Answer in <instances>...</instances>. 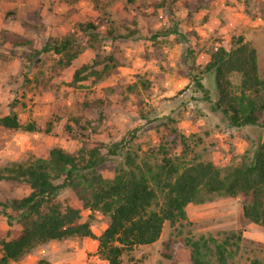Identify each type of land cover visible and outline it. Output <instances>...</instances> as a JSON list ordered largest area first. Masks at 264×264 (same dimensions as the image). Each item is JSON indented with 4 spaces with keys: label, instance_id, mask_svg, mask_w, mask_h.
<instances>
[{
    "label": "rangeland",
    "instance_id": "374dc122",
    "mask_svg": "<svg viewBox=\"0 0 264 264\" xmlns=\"http://www.w3.org/2000/svg\"><path fill=\"white\" fill-rule=\"evenodd\" d=\"M113 1L0 0V116L14 108L23 123L37 127L33 132L0 128V173L8 174L7 167L31 155L47 158L55 146L76 152L82 141L67 127L81 98H105L107 104L87 146L125 144L98 167L105 177L127 168V157L134 167L153 171L164 158L180 167L211 161L222 174L249 163L264 143V126H231L216 106L213 77L202 67L214 48H228L231 37L241 34L255 47L264 79V0H137L139 14L127 26L120 23ZM88 21L97 26V40L79 33V25ZM18 36L30 44L17 43ZM67 36L77 50L71 61L64 52L44 49L45 42ZM88 46L100 57L112 56L111 66L73 81L74 71L97 56ZM233 81L237 84L239 76ZM29 192L25 183L0 182L1 202ZM58 198L79 208L82 221L91 219L95 235L104 229L100 214L84 209L71 188ZM242 206L241 196L223 193L189 203L185 219L165 222L154 243L124 250L121 264H171L173 247L177 264H187V241L201 237L212 263L215 245L226 241L228 264H264V227L247 222ZM20 229L0 211V241ZM96 247L95 239L71 237L37 245L8 264H107Z\"/></svg>",
    "mask_w": 264,
    "mask_h": 264
},
{
    "label": "trees",
    "instance_id": "16d2710c",
    "mask_svg": "<svg viewBox=\"0 0 264 264\" xmlns=\"http://www.w3.org/2000/svg\"><path fill=\"white\" fill-rule=\"evenodd\" d=\"M112 6L124 26L134 23L139 14L137 0H114ZM79 27L82 31L79 33L97 40V26L93 21ZM18 37L17 43L30 44L29 38ZM74 41L69 36L51 40L44 43V49L64 52L71 61L77 51ZM86 50L95 51L93 46ZM95 55L88 65L83 64L74 71L73 81L108 71L112 56L100 57L96 51ZM202 68L204 73L212 75L217 90L216 106L231 126H264V79L259 75L257 51L243 35L231 37L228 48H214ZM235 75L239 76L237 84L233 81ZM106 106L105 98H81L77 103V113L67 127L68 132L82 141L76 152L55 146L47 158L31 155L23 163L7 167L8 174L0 173V182H21L30 189L25 196L0 201V211L21 226L15 237L0 241V264L18 260L37 245L71 237L95 239L96 251L102 260L107 264H121L124 250L154 243L165 222L173 224L185 219L189 203H201L214 193L241 196L243 218L264 227V143L257 147L249 163L232 167L225 174L211 161L180 167L170 158H164V164L153 171L134 167V162L127 157L128 167L120 168L108 178L98 167L125 144L119 140L87 146L90 130L99 125ZM0 128L26 132L37 129L34 122L23 123L14 108L11 113L0 116ZM66 188L75 192L84 209L97 212L103 218L105 227L99 235L93 233L91 219L82 221L79 208L58 198ZM206 243L202 237L187 241L190 248L187 264H228L226 241L215 245L213 263L207 256ZM176 253L173 247L169 254L171 264H177Z\"/></svg>",
    "mask_w": 264,
    "mask_h": 264
}]
</instances>
